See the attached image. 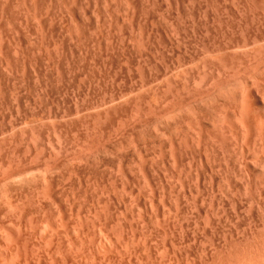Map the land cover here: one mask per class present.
Here are the masks:
<instances>
[{
    "label": "rangeland",
    "instance_id": "obj_1",
    "mask_svg": "<svg viewBox=\"0 0 264 264\" xmlns=\"http://www.w3.org/2000/svg\"><path fill=\"white\" fill-rule=\"evenodd\" d=\"M12 1L0 0V264H249L264 253V190L202 175L206 162L184 149L201 43L186 33L192 4L82 0L91 11L77 27L64 9L43 26L47 0L40 18ZM222 28L210 36L231 39Z\"/></svg>",
    "mask_w": 264,
    "mask_h": 264
},
{
    "label": "bare ground",
    "instance_id": "obj_2",
    "mask_svg": "<svg viewBox=\"0 0 264 264\" xmlns=\"http://www.w3.org/2000/svg\"><path fill=\"white\" fill-rule=\"evenodd\" d=\"M6 1V0H5ZM12 0H8L11 2ZM18 1V0H17ZM46 1V0H45ZM44 1V2H45ZM84 1V0H83ZM111 1V0H110ZM125 1V0H124ZM130 1V0H129ZM146 1V0H145ZM152 1V0H151ZM191 5L190 12L186 11V33L196 32L199 35L200 46L192 58L188 59L191 69L189 73L196 75L192 83L186 76V108L191 107V118H186V152L192 161L197 158L205 161L202 175L211 174L218 181L223 180L232 188L254 192L264 190V0H244L246 9L240 6V0H212V5L203 0H187ZM3 2V1H1ZM13 2V1H12ZM23 7L32 9L31 15L39 16L43 2L41 0H20ZM88 2V1H87ZM94 2V1H93ZM96 2V1H95ZM98 2V1H97ZM128 2V1H127ZM131 2V1H130ZM133 2V1H132ZM131 2V3H132ZM143 2V1H142ZM5 3V2H4ZM16 3V2H15ZM27 3H30L29 5ZM46 12L41 23H54L57 13L64 9L74 18L80 27L79 15L89 13L87 5L82 0H47ZM92 2H90L91 4ZM110 3V2H108ZM115 3V2H114ZM186 0H178L180 7ZM3 4V3H2ZM12 5V3H10ZM17 4V3H16ZM21 4V5H22ZM119 4V3H118ZM127 4V3H126ZM166 4V3H165ZM244 4V5H245ZM14 5V4H13ZM20 5V4H19ZM93 5V3H92ZM110 5V4H108ZM117 5V4H116ZM189 5V4H186ZM6 6V4H5ZM95 6V5H94ZM111 6V5H110ZM114 6V5H113ZM112 6V7H113ZM127 6V5H126ZM155 6V5H154ZM2 7V5H1ZM102 7V6H101ZM116 7V6H115ZM114 7V8H115ZM120 7V6H119ZM44 8V6H43ZM92 8V7H91ZM117 8V7H116ZM1 9V8H0ZM13 9V8H12ZM99 9V8H98ZM97 9V10H98ZM112 9V8H111ZM110 9V10H111ZM118 9V8H117ZM116 9V10H117ZM137 9V8H136ZM140 9V8H139ZM182 9V8H181ZM17 10V9H16ZM26 10V8H25ZM102 10V9H101ZM100 10V11H101ZM109 10V11H110ZM167 10V9H166ZM65 11V13L67 12ZM141 11V10H140ZM2 12V11H1ZM24 12V11H23ZM97 12V11H96ZM131 12V11H130ZM134 12V11H133ZM10 13V12H9ZM27 13V12H26ZM113 13V12H112ZM183 13V12H180ZM19 14V13H18ZM43 14V13H42ZM59 14V13H58ZM68 14V15H69ZM100 14V12L98 13ZM97 14V15H98ZM151 14V13H150ZM184 14V13H183ZM182 14V16H184ZM31 16V17H34ZM66 16V15H65ZM118 16V15H117ZM181 16V15H179ZM87 17V16H86ZM120 17V15H119ZM124 17V16H123ZM122 17V18H123ZM185 17V16H184ZM62 18V17H61ZM127 18V17H126ZM164 18V17H163ZM175 18V17H174ZM17 19V18H16ZM25 19V18H24ZM34 19V18H33ZM59 19V18H58ZM106 19V18H105ZM143 19V18H142ZM182 19V18H181ZM88 20V19H86ZM85 20V21H86ZM157 20V19H156ZM8 21V20H7ZM38 21V20H37ZM58 21V20H57ZM62 21V20H61ZM60 21V22H61ZM65 21V20H64ZM131 20H129L130 23ZM183 21V20H182ZM66 22V21H65ZM72 22V21H71ZM107 22V21H106ZM123 22V21H122ZM10 23V22H9ZM39 23V22H38ZM69 23V22H68ZM101 23V22H100ZM128 23V22H127ZM159 23V22H158ZM67 24V23H65ZM16 25V24H15ZM20 25V24H19ZM30 25V24H29ZM35 25V24H34ZM49 25V24H47ZM55 25V24H54ZM79 25V26H78ZM111 25V24H110ZM142 25V24H141ZM154 25V24H153ZM177 25V24H176ZM31 26V25H30ZM63 26V25H62ZM61 26V27H62ZM72 26V25H71ZM102 26V25H101ZM117 26V25H116ZM131 26V25H130ZM164 26V25H163ZM224 28L234 29L238 34L236 40L225 38L221 41L210 36L212 32ZM137 27V26H136ZM177 27V26H175ZM181 27V26H180ZM216 27V29H214ZM27 28V27H26ZM30 28V27H29ZM83 28V26H82ZM108 28V27H107ZM179 28V26L177 27ZM226 30V29H224ZM229 29V30H230ZM28 30V29H27ZM40 30V29H39ZM84 30V29H83ZM177 31V29H175ZM181 30V29H180ZM180 30H178L180 32ZM229 30L228 33H229ZM51 31V30H50ZM177 31V33H178ZM226 33L227 31H224ZM59 32V31H58ZM117 32V31H116ZM115 32V34H116ZM15 33V32H14ZM43 33V32H42ZM106 33V32H105ZM138 33V32H137ZM156 33V32H155ZM182 33V32H181ZM190 33V34H193ZM221 33L219 34L221 37ZM235 35L237 36V34ZM62 34V33H61ZM88 34V32H87ZM99 34V33H98ZM108 34V33H107ZM227 34V33H226ZM225 34V35H226ZM66 35V34H65ZM97 35V34H96ZM175 35V34H174ZM187 35V34H186ZM216 35V34H215ZM218 38L220 39V37ZM223 34V36H225ZM115 36V35H114ZM171 36V35H170ZM223 36L221 38H223ZM227 36V35H226ZM93 37V36H92ZM104 37V36H103ZM108 37V36H107ZM117 37V36H116ZM155 37V36H154ZM193 37V35H192ZM216 37V36H215ZM234 37V35H233ZM102 38V37H101ZM186 38V37H185ZM43 39V38H42ZM84 39V38H83ZM123 39V38H122ZM183 39V38H182ZM190 39V38H189ZM194 39V38H193ZM22 40V39H21ZM61 40V39H60ZM71 40V39H70ZM185 40V39H184ZM198 40V39H197ZM59 41V40H58ZM84 41V40H83ZM128 41V40H127ZM137 41V40H136ZM25 42V41H24ZM52 42V41H51ZM119 42V41H118ZM129 42V41H128ZM157 42V41H156ZM194 42V41H193ZM30 43V42H28ZM194 43V44H195ZM8 44V43H7ZM11 44V43H10ZM53 44V43H52ZM75 44V43H74ZM78 44V43H77ZM87 44V42H86ZM92 44V43H91ZM178 44V43H177ZM183 44V43H182ZM151 45V44H150ZM54 46V45H53ZM52 46V47H53ZM106 46V45H105ZM144 46V45H143ZM180 46V45H179ZM98 47V45H97ZM195 47V46H194ZM192 47L193 49L197 47ZM33 48V47H32ZM146 48V47H145ZM171 48V47H170ZM16 49V48H15ZM52 49V48H50ZM62 49V48H61ZM69 49V48H68ZM75 49V48H74ZM83 49V48H82ZM114 49V48H113ZM135 49V48H134ZM161 49V48H160ZM172 49V48H171ZM185 49V48H182ZM6 50V49H5ZM56 50V49H55ZM94 50V49H93ZM100 50V49H99ZM130 50V49H129ZM136 50V49H135ZM186 50V49H185ZM4 51V50H3ZM28 51V50H27ZM167 51V50H166ZM47 52V51H46ZM112 52V51H111ZM147 52V51H146ZM177 52V51H176ZM11 53V52H10ZM14 53V52H13ZM12 53V54H13ZM21 53V52H20ZM37 53V52H36ZM57 53V52H56ZM94 53V52H93ZM156 53V52H154ZM180 53V51H179ZM186 53V52H185ZM47 54V53H46ZM58 54V53H57ZM70 54V53H68ZM182 54V53H181ZM190 54V53H189ZM196 54V55H195ZM140 55V54H139ZM185 55V54H184ZM193 55L195 56L193 58ZM72 56V55H71ZM79 56V55H78ZM128 56V55H127ZM177 56V55H176ZM181 56V55H180ZM186 56V55H185ZM189 56V55H188ZM1 57V56H0ZM61 57V56H60ZM104 57V56H103ZM130 57V56H129ZM144 57V56H143ZM71 58V57H70ZM122 58V57H121ZM124 58V57H123ZM44 59V58H43ZM153 59V58H152ZM21 60V59H20ZM74 60V59H73ZM91 60V59H90ZM105 60V59H104ZM177 60V59H176ZM4 61V60H3ZM77 61V60H76ZM178 61V60H177ZM13 62V61H12ZM23 62V61H22ZM46 62V61H45ZM67 62V61H66ZM119 62V61H118ZM143 62V61H142ZM5 63V62H4ZM122 63V62H121ZM155 63V62H154ZM177 63V62H176ZM34 64V63H33ZM123 65V64H122ZM127 65V64H126ZM138 65V63H137ZM192 65V66H191ZM125 66V65H124ZM144 66V65H143ZM158 66V64H157ZM162 66V65H161ZM166 66V65H165ZM52 67V65H51ZM177 67V66H176ZM187 67V66H186ZM28 68V67H27ZM96 68V67H95ZM173 68V67H172ZM184 68V67H183ZM2 69V68H1ZM29 69V68H28ZM94 69V68H93ZM134 69V68H133ZM162 69V68H161ZM108 70V69H107ZM142 70V69H141ZM179 70V69H178ZM182 70V69H181ZM6 71V70H5ZM91 71V70H90ZM135 71V70H134ZM166 71V70H165ZM180 71V70H179ZM26 72V71H25ZM44 72V71H42ZM48 72V71H47ZM77 72V71H76ZM175 72V71H174ZM178 72V71H177ZM68 73V72H67ZM166 73V72H165ZM53 74V73H52ZM172 74V73H171ZM182 74V73H181ZM5 75V74H4ZM16 75V74H15ZM107 75V73H106ZM137 75V74H136ZM174 75V73H173ZM21 76V75H20ZM34 76V75H33ZM142 76V75H141ZM140 77V76H139ZM149 77V74H148ZM169 77V75H168ZM192 77V78H193ZM56 78V77H55ZM94 78V77H92ZM155 78V76H154ZM183 78V77H182ZM179 79V78H178ZM177 79V80H178ZM27 80V79H26ZM77 80V79H76ZM24 81V80H23ZM43 81V80H42ZM97 81V80H96ZM95 81V82H96ZM108 81V80H107ZM165 81V80H164ZM174 81V80H173ZM176 81V80H175ZM124 82V81H123ZM145 82V81H144ZM155 82V81H154ZM14 83V82H13ZM57 83V81H56ZM55 83V84H56ZM83 83V82H82ZM179 83V82H178ZM184 83V82H182ZM28 84V83H27ZM34 84V83H33ZM81 84V83H80ZM118 84V83H117ZM180 84V83H179ZM11 85V84H10ZM141 85V84H140ZM151 85V84H150ZM192 85V86H189ZM27 86V85H26ZM35 86V85H34ZM73 86V85H72ZM169 86V85H168ZM39 87V86H38ZM117 87V86H116ZM14 88V87H13ZM97 88V87H96ZM129 88V87H128ZM181 88V87H180ZM40 89V88H39ZM146 89V88H145ZM166 89V88H165ZM176 89V87H175ZM54 90V89H53ZM76 90V89H75ZM11 91V90H10ZM21 91V90H20ZM34 91V90H33ZM32 91V92H33ZM101 91V90H100ZM174 91V90H173ZM176 91V90H175ZM19 92V91H18ZM38 92V91H37ZM89 92V91H88ZM129 92V91H128ZM181 92V91H180ZM11 93V92H9ZM13 93V92H12ZM11 93V94H12ZM26 93V92H25ZM50 94V93H49ZM83 94V93H82ZM103 94V93H102ZM9 95V94H8ZM7 95V96H8ZM38 95V94H37ZM87 95V94H86ZM106 95V94H105ZM113 95V94H112ZM132 95V94H131ZM20 96V94H19ZM121 97V96H120ZM181 97V96H180ZM15 98V97H14ZM46 98V97H45ZM86 98V97H85ZM49 99V98H48ZM75 99V98H74ZM78 99V98H77ZM87 99V98H86ZM104 99V98H103ZM101 99V100H103ZM179 99V98H178ZM7 100V99H6ZM5 100V101H6ZM20 100V99H19ZM26 100V99H25ZM90 100V99H89ZM176 99H174L175 101ZM15 101V100H14ZM111 101V100H110ZM156 101V100H155ZM182 101V100H180ZM146 102V101H145ZM17 103V102H16ZM35 103V102H34ZM82 103V102H81ZM163 103V102H162ZM33 104V102H32ZM74 104V103H73ZM155 104V103H154ZM24 105V104H23ZM81 105V104H80ZM2 106V105H1ZM33 106V105H32ZM37 106V105H36ZM63 106V105H62ZM61 106V107H62ZM75 106V105H74ZM6 107V106H5ZM11 107V106H10ZM100 107V106H99ZM120 107V106H119ZM144 107V106H143ZM157 107V106H156ZM9 108V107H8ZM23 108V107H22ZM96 108V106H95ZM94 108V109H95ZM177 108V107H176ZM185 108V109H186ZM58 109V108H57ZM56 109V110H57ZM90 109V108H89ZM190 109V108H189ZM187 110L191 112V110ZM1 110V109H0ZM76 110V109H75ZM85 110V109H84ZM166 110V109H165ZM2 111V110H1ZM16 111V110H15ZM51 111V110H50ZM154 111V110H153ZM161 111V110H160ZM186 111V110H185ZM183 111V112H185ZM88 112V111H87ZM132 112V111H131ZM191 112V113H192ZM31 113V112H30ZM66 113V112H65ZM167 113V112H166ZM63 114V113H62ZM168 114V113H167ZM3 115V114H2ZM25 115V114H24ZM149 115V114H148ZM186 113V117H187ZM17 116V115H16ZM59 116V115H58ZM152 116V115H151ZM154 116V115H153ZM171 116V115H170ZM41 117V116H40ZM160 117V116H159ZM169 117V116H168ZM175 117V116H174ZM7 118V117H6ZM46 118V117H45ZM145 118V117H144ZM148 118V117H147ZM170 118V117H169ZM55 119V118H54ZM172 119V117H171ZM180 119V117H179ZM14 120V119H13ZM118 121V120H117ZM162 121V120H161ZM160 121V122H161ZM166 121V120H165ZM98 122V121H97ZM119 122V121H118ZM117 123V122H116ZM131 123V122H130ZM129 123V124H130ZM24 124V123H23ZM156 124V123H155ZM163 124V123H162ZM170 124V123H169ZM149 125V124H148ZM154 125V124H153ZM160 125V124H159ZM157 125V127L159 126ZM179 125V124H178ZM12 126V125H11ZM20 126V125H19ZM120 126V125H119ZM23 127V126H22ZM72 127V126H71ZM101 127V126H100ZM117 127V125H116ZM115 127V128H116ZM148 127V126H147ZM151 127V126H149ZM85 128V127H84ZM108 128V127H107ZM114 128V129H115ZM156 128V127H155ZM60 129V128H59ZM81 129V128H80ZM93 129V128H92ZM143 129V128H142ZM164 129V128H163ZM168 129V128H167ZM87 130V129H86ZM165 130V129H164ZM121 131V130H120ZM138 131V130H137ZM174 131V130H173ZM183 131V130H182ZM116 132V131H115ZM135 132V131H134ZM172 132V131H171ZM180 132V131H179ZM106 133V132H105ZM114 133V132H113ZM108 134V133H107ZM158 134V133H157ZM31 137V136H30ZM97 138V137H96ZM153 138V137H151ZM165 138V137H164ZM64 139V138H63ZM102 139V138H101ZM110 139V138H109ZM150 139V138H149ZM173 139V138H172ZM178 139V138H177ZM88 140V139H87ZM96 141V140H95ZM124 141V140H123ZM47 142V141H46ZM24 143V142H23ZM48 143V142H47ZM92 143V142H91ZM11 144V143H10ZM74 144V143H72ZM181 144V142H180ZM83 145V144H82ZM85 145V144H84ZM98 145V143H97ZM168 145V144H167ZM177 145V144H176ZM135 146V145H133ZM132 146V147H133ZM137 146V145H136ZM151 146V144H150ZM180 146V145H179ZM35 147V146H33ZM47 147V146H46ZM142 147V146H141ZM98 148V146H97ZM168 149V148H167ZM73 150V149H72ZM84 150V149H83ZM90 150V149H89ZM99 150V149H98ZM105 150V149H104ZM109 150V149H108ZM159 150V149H158ZM171 150V148H170ZM12 151V150H11ZM25 151V150H24ZM34 151V150H33ZM50 151V150H49ZM88 151V150H87ZM119 151V150H118ZM181 151V150H180ZM111 152V151H110ZM140 152V151H139ZM171 152V151H170ZM36 153V152H35ZM134 153V152H133ZM154 153V152H153ZM43 154V153H42ZM94 154V153H93ZM131 154V153H130ZM148 154V153H147ZM146 154V155H147ZM166 154V153H165ZM4 155V154H3ZM38 155V154H36ZM49 155V154H48ZM51 155V154H50ZM99 155V154H98ZM105 155V154H104ZM185 155V154H184ZM12 156V155H11ZM28 156V155H27ZM131 156V155H130ZM160 156V153H159ZM170 156V154H169ZM203 156L204 159L201 157ZM25 157V156H24ZM32 157V156H31ZM179 157V156H178ZM10 158V157H9ZM73 158V157H72ZM95 158V157H94ZM93 158V159H94ZM202 158V159H201ZM34 159V158H33ZM98 159V158H97ZM119 159V158H118ZM142 159V158H141ZM176 159V158H175ZM201 159V160H200ZM17 160V159H16ZM30 160V159H29ZM44 160V159H43ZM62 160V159H61ZM168 160V159H167ZM173 160V159H172ZM10 161V160H8ZM13 161V160H12ZM81 161V160H80ZM155 161V160H154ZM153 161V162H154ZM164 161V160H163ZM43 162V161H42ZM50 162V161H49ZM84 162V161H83ZM90 162V161H89ZM131 162V161H130ZM135 162V161H134ZM146 162V161H145ZM202 162V163H205ZM10 163V162H8ZM7 163V164H8ZM62 163V162H61ZM167 163V162H166ZM78 164V163H77ZM83 164V163H81ZM150 164V163H149ZM153 164V163H152ZM162 164V163H161ZM169 164V163H168ZM171 164V163H170ZM25 165V164H24ZM96 165V164H95ZM184 165V164H183ZM196 165V164H195ZM33 166V164H32ZM49 166V165H46ZM21 167V166H20ZM27 167V166H26ZM195 167V166H194ZM91 168V167H90ZM198 168V167H197ZM30 169V168H29ZM43 169V168H42ZM41 169V170H42ZM72 169V168H71ZM171 169V168H170ZM184 169V168H183ZM23 170V169H22ZM47 170V169H46ZM61 170V169H60ZM133 170V169H132ZM172 170V169H171ZM190 170V169H189ZM200 170V169H199ZM48 171V170H47ZM110 171V170H109ZM200 171V172H201ZM36 172V171H35ZM87 172V171H86ZM164 172V171H163ZM37 173V172H36ZM52 173V172H51ZM82 173V172H81ZM137 173V172H136ZM39 174V173H38ZM58 174V173H57ZM164 174V173H163ZM42 175V174H41ZM48 175V174H47ZM81 175V174H80ZM105 175V174H104ZM103 175V176H104ZM153 175V174H152ZM167 175V174H166ZM26 176V175H25ZM38 176V175H37ZM75 176V175H74ZM84 176V175H83ZM97 176V175H96ZM18 177V176H17ZM16 177V179H17ZM30 177V176H29ZM42 177V176H41ZM60 177V176H59ZM80 177V176H79ZM111 177V176H110ZM171 177V176H170ZM180 177V176H178ZM2 178V176L0 177ZM14 178V177H13ZM21 178V177H20ZM24 178V177H23ZM75 178V177H74ZM37 179V177H36ZM77 179V178H76ZM89 179V177H88ZM136 179V178H135ZM210 179V177H209ZM8 180V179H7ZM10 180V179H9ZM15 180V179H14ZM19 180V178L17 179ZM21 180V179H20ZM30 180V179H29ZM35 180V179H34ZM43 180V179H42ZM78 180V179H77ZM101 180V179H100ZM171 180V179H170ZM176 180V178H175ZM13 181V180H11ZM16 181V180H15ZM25 181V180H24ZM32 181V178H31ZM60 181V180H59ZM14 182V181H13ZM20 182V181H19ZM18 182V183H19ZM45 182V181H43ZM112 182V181H111ZM132 182V181H131ZM175 182V181H174ZM211 182V180H210ZM217 182V181H216ZM215 182V183H216ZM7 183V182H6ZM15 183V182H14ZM101 183V182H100ZM145 183V182H143ZM165 183V182H164ZM178 183V182H176ZM214 183V184H215ZM38 184V183H37ZM43 184V183H42ZM56 184V183H55ZM133 184V183H132ZM196 183H194L195 185ZM222 184V183H221ZM222 184V185H223ZM9 185V183H8ZM16 185V184H15ZM18 185V184H17ZM36 185V184H35ZM45 185V184H44ZM47 185V184H46ZM96 185V184H95ZM99 185V184H98ZM165 185V184H164ZM211 185V184H210ZM221 185V187H223ZM2 186V185H1ZM22 186V185H21ZM45 187V186H43ZM42 187V188H43ZM179 187V186H178ZM201 187V186H200ZM10 188V187H9ZM36 188V187H35ZM34 188V189H35ZM41 188V187H40ZM46 188V187H45ZM48 188V187H47ZM72 188V187H71ZM169 188V187H168ZM25 189V188H24ZM29 189V188H28ZM27 189V190H28ZM59 189V188H58ZM207 189V188H206ZM217 189V188H216ZM11 190V188H10ZM134 190V189H133ZM57 191V190H56ZM208 191V190H207ZM220 191V190H219ZM238 191V190H236ZM38 192V191H37ZM60 192V191H59ZM58 192V193H59ZM76 192V191H75ZM74 192V193H75ZM197 192V191H196ZM235 192V191H234ZM257 192V191H256ZM261 192V191H260ZM36 193V192H35ZM112 193V192H111ZM158 193V192H157ZM183 193V192H182ZM264 193V192H263ZM39 194V193H38ZM43 194V193H42ZM48 194V193H47ZM172 194V193H171ZM7 195V194H6ZM11 195V194H9ZM33 195V193H32ZM78 195V194H77ZM82 195V194H80ZM222 195V194H221ZM4 196V195H3ZM23 196V195H22ZM254 196V194L252 195ZM259 196V195H258ZM150 197V196H149ZM19 198V197H18ZM70 198V197H69ZM167 198V197H166ZM207 198V197H206ZM222 198V197H221ZM256 198V197H255ZM259 198V197H258ZM16 199V198H15ZM23 199V198H22ZM31 199V198H30ZM224 199V198H223ZM235 199V198H234ZM253 199V198H252ZM5 200V199H4ZM33 200V199H32ZM175 200V199H174ZM210 200V199H209ZM214 200V199H213ZM1 201V200H0ZM25 201V200H24ZM42 201V199H41ZM49 201V200H48ZM5 202V201H4ZM31 202V201H29ZM134 202V201H133ZM149 202V201H148ZM237 202V201H236ZM252 202V201H251ZM257 202V201H256ZM3 203V202H2ZM254 203V202H253ZM1 204V203H0ZM4 204V203H3ZM211 204V203H210ZM218 204V203H217ZM216 204V206H218ZM250 204V201H249ZM255 204V203H254ZM15 205V203H14ZM13 205V207H14ZM29 205V204H28ZM27 205V206H28ZM263 205V204H262ZM16 206V205H15ZM8 207V206H6ZM23 207V206H22ZM29 207V206H28ZM48 207V206H47ZM144 208V206H143ZM27 209V208H26ZM152 209V208H151ZM181 209V208H180ZM7 210V209H6ZM165 210V209H164ZM178 210V209H177ZM8 211V210H7ZM11 212V211H10ZM9 212V213H10ZM19 212V211H18ZM152 212V211H151ZM169 212V211H168ZM217 212V211H216ZM120 213V212H119ZM128 213V212H127ZM167 213V212H166ZM13 213H11L12 215ZM20 214V213H19ZM22 214V213H21ZM105 215V214H104ZM5 216V215H4ZM42 216V215H41ZM46 216V214H45ZM57 216V215H56ZM60 216V215H59ZM77 216V215H76ZM166 216V215H165ZM6 217V216H5ZM12 217V216H11ZM171 217V216H170ZM212 217V216H211ZM17 218V217H16ZM41 218V217H40ZM149 218V217H148ZM156 218V217H155ZM13 219V218H12ZM165 219V217L163 218ZM176 219V218H175ZM162 220V218H161ZM216 220V219H215ZM173 221V220H172ZM178 222V221H177ZM159 224V223H158ZM264 226V225H263ZM104 227V226H103ZM125 227V226H124ZM147 227V226H146ZM174 227V226H173ZM114 228V227H113ZM140 229V228H139ZM162 229V228H161ZM56 232V231H55ZM164 232V231H163ZM259 232V231H258ZM141 233V232H140ZM252 234V233H251ZM262 236V234H261ZM251 237V236H250ZM145 238V237H144ZM254 240H256L254 238ZM132 241V240H131ZM143 242V241H142ZM137 243V241H136ZM150 243V242H149ZM262 243V242H261ZM259 244V243H258ZM47 246V245H46ZM134 247V246H133ZM144 247V246H143ZM260 248V247H258ZM154 249V248H153ZM233 249V248H232ZM247 250V249H246ZM249 250V249H248ZM251 250V249H250ZM144 251V250H143ZM165 251V250H164ZM256 251H259L258 249ZM252 252L245 256L246 263L264 264L263 250ZM239 254V253H237ZM243 254V253H242ZM26 255V254H25ZM162 256V255H161ZM238 256V255H237ZM232 258V257H231ZM162 260V259H161ZM234 260V259H233ZM237 260V259H236ZM160 261V260H159ZM230 264H239L233 261Z\"/></svg>",
    "mask_w": 264,
    "mask_h": 264
}]
</instances>
